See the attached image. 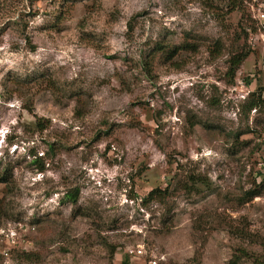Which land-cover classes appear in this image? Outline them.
<instances>
[{
    "label": "rangeland",
    "instance_id": "rangeland-1",
    "mask_svg": "<svg viewBox=\"0 0 264 264\" xmlns=\"http://www.w3.org/2000/svg\"><path fill=\"white\" fill-rule=\"evenodd\" d=\"M263 57L264 0H0V264H264Z\"/></svg>",
    "mask_w": 264,
    "mask_h": 264
},
{
    "label": "trees",
    "instance_id": "trees-1",
    "mask_svg": "<svg viewBox=\"0 0 264 264\" xmlns=\"http://www.w3.org/2000/svg\"><path fill=\"white\" fill-rule=\"evenodd\" d=\"M176 49H177V47L174 49V52L176 51ZM174 52L171 54H174ZM248 53H249V51H239V52H236L233 55H231V57L227 61V64H228L227 74L230 77H232V78L234 77L236 70L239 68V66L244 61V59L247 58ZM263 68H264V57H263ZM263 93H264V89H260L259 91H257V93H251V97H255V98L253 100L249 101V103H247L246 109L251 110V109H254L255 107H257L259 105H264V98H262ZM188 180L189 181L187 183V186L189 184V188H188L189 191L193 190L197 184L205 185V187H208L207 183L198 176L190 175ZM167 192H168L167 189H165L163 191H161L159 189H154L148 193L147 199H152L154 197H158L159 199L163 200L164 198L167 197ZM259 194H260L259 191L256 189H251V190L244 193V195L247 196L245 198L246 200L253 199L254 197L258 196ZM77 197H78V190L75 189L72 192L65 193L63 200L74 203V202H76ZM142 202L144 203L145 200H143ZM124 264H127L126 261Z\"/></svg>",
    "mask_w": 264,
    "mask_h": 264
},
{
    "label": "built area",
    "instance_id": "built-area-1",
    "mask_svg": "<svg viewBox=\"0 0 264 264\" xmlns=\"http://www.w3.org/2000/svg\"><path fill=\"white\" fill-rule=\"evenodd\" d=\"M138 254H140V251H138ZM149 264H156L155 259H151V260L149 261Z\"/></svg>",
    "mask_w": 264,
    "mask_h": 264
}]
</instances>
